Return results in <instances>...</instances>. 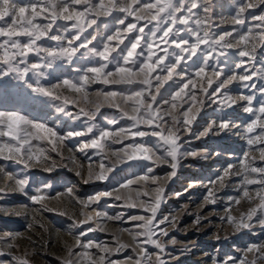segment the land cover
<instances>
[{
  "label": "rangeland",
  "instance_id": "374dc122",
  "mask_svg": "<svg viewBox=\"0 0 264 264\" xmlns=\"http://www.w3.org/2000/svg\"><path fill=\"white\" fill-rule=\"evenodd\" d=\"M18 2L27 4L30 0H18ZM152 2L155 3V0ZM241 2L242 0H208L211 7L210 32L213 34L232 32L233 36L226 39L236 46L222 49L226 55H217L206 44H201L197 55L182 61L175 69L172 79L164 82L159 89L158 103L153 107L172 111V115L178 116L181 121L179 125H175L179 137L175 169L171 167V157L163 152V148L169 146L160 141L159 137H125L119 133L121 128L136 131L135 128H131L133 121L124 116L125 111L129 115L134 114L131 111L133 101L125 103L120 97H116V101L120 104L118 109L115 106L109 107L103 96L95 95L97 92L106 91L130 92L145 87L143 84L89 82L85 86L86 92L81 93L61 87L55 90V93L61 96V99L57 100L32 91L37 87V77L31 73L23 79H17L14 73L0 76V111L18 112L33 123L44 124L56 131L58 136H67L70 131L86 133L63 141L53 138L52 144L46 139L33 140L32 144L42 148L47 159L41 157L39 163L33 161L29 168L17 164L14 160L0 159V169H3L0 171V264H21L22 261H26V264H100L98 257L101 255L106 256L104 264H108L109 261L112 264H135V260L142 256V248L151 256L150 261L145 257V264H156L157 256L164 264H225V262L242 264L243 261L251 264L259 254L247 250L253 245L264 244V227H261L256 217H253L250 222L252 227L237 230L228 222V217L238 220L242 214H246L251 207L256 206L259 203L256 192L262 187L259 184L245 185L242 178L245 175L246 165L264 167V159L261 158L260 153V149L264 148V142L255 140L257 135L264 132V127L260 126L264 123V114L259 112V109L264 107V71H262L264 43L259 42L261 29L256 27L261 22L255 19L264 15V4L259 3V0H243L245 3H256L257 6L247 8L242 14L245 23L236 25L231 18L236 15L237 7ZM199 3L203 5L205 0H199ZM151 11L155 12V9ZM198 15H204L202 8L198 11ZM117 17L124 19L125 24L120 25ZM71 23L73 22L58 21L59 25L70 26ZM128 23H137V28L143 27L144 31L142 33L135 29L123 31ZM155 24V21L149 23L148 18L137 22L133 16L114 12L112 16L101 17L98 21L99 26L88 28L83 33L82 39H91L95 36L93 45L101 50L106 42L112 47L118 44L119 46L111 53V56H117L118 53L127 55L131 43L140 37L138 47L134 50L136 55L130 59L139 62L149 51L154 53L153 59L156 56L165 57L164 63L156 66V72L152 74L155 76L168 63L175 62L172 53H180V49L175 44L163 42L162 31L157 32L155 37L152 36ZM177 27L184 28L183 25ZM192 27L195 28V25L193 24ZM117 29L121 30L120 38L109 41L108 36L114 35ZM249 30H251L250 40L252 37L256 40L254 53L251 42L236 43L239 35L248 34ZM200 34L203 35V31ZM180 36L187 39L189 44L195 42L194 37L184 31ZM171 39L179 40V37H171ZM153 41V47L148 49L147 44ZM41 43L55 45L56 42L41 41ZM64 43L66 45L67 41ZM181 47L187 48L188 45L181 44ZM165 48L168 49V55L164 52ZM239 49L252 53L255 60L250 59L249 56L240 57L237 54ZM180 55L187 57L188 53H180ZM30 60L38 61V57L34 54L30 55ZM241 61H243L241 67L237 68L236 64ZM96 63L103 61H99V57L91 59L82 57L80 53H77L71 62L64 59L57 60L51 68L44 69L45 76L39 78V86L50 87L64 79H78L84 69ZM20 67L22 68L23 65ZM201 67H205V73L197 77L195 73ZM214 69L222 70L220 80L231 77L234 73L243 75L255 73L251 80L236 79L226 89H222L236 100L231 107H224L218 102L219 94L210 96L202 91L206 89L207 93H212L220 82L213 75ZM162 75H167V72ZM189 78L192 83L184 89V93L194 94L196 100L182 93L175 101L177 109L171 110L172 96L188 82ZM112 79L114 78L109 77V80ZM133 79L143 80V76ZM209 79L213 81L211 86L208 85ZM152 83L155 85L159 82L153 80ZM151 91L155 93L156 90L153 87ZM65 97L71 102L65 104L63 102ZM240 97H251V105ZM145 99H148L147 94ZM166 100L169 104L164 103ZM213 100L217 102L213 103ZM200 101L203 103L201 104ZM97 103L100 107L94 119L88 120L83 115L75 119V114L80 108L95 111ZM190 106L189 117L194 118L190 119L188 125H184L182 113ZM245 107H251L253 111L247 112L244 110ZM165 119L168 120L167 125L158 121L163 128L172 125V120L168 116H165ZM111 121L115 123H110ZM253 121H256L257 126L252 133H248L247 128ZM221 123L229 127L220 129ZM93 125V132L87 133V128ZM210 125L211 129H209ZM139 127L141 130H149L144 124H140ZM185 128L189 130L185 131ZM4 130L7 131V128L4 127ZM101 130L116 132L118 135L101 141L108 145L103 151L91 147L84 148L83 145L94 136H98ZM206 130H208L207 134L203 135ZM249 138L254 141L251 145L248 143ZM116 140H122V143L114 142ZM133 140L152 149L155 155L149 153L151 159L148 160L128 159L121 150L126 149ZM4 141L15 143L10 137H0V142ZM33 151L35 152V147ZM4 154L7 155V152ZM121 156L124 157L123 163L118 162V157ZM101 163L113 169L107 173L108 178L103 181L90 178V166L93 172L98 173ZM149 168L152 169L151 172L148 171ZM173 171L175 175H172ZM247 174L250 177L257 175ZM139 176L150 178L137 180ZM17 177L28 181L23 190H20L15 183ZM220 177L223 179H219ZM129 180H136V183L121 187L127 185ZM157 188L163 191L159 193V207L153 223L165 217L176 218L173 224L159 225L160 228L167 229V236L158 230L153 236V239H159L163 244V252L147 243L145 235H136L145 231L137 225L146 221L131 219L133 216L152 215L151 210L146 212L144 208L148 204L157 202L158 194L154 191ZM244 188L249 190V197H244ZM210 191L211 196H209ZM38 192L49 198L33 203L31 197ZM101 192L110 195L100 196L97 201L89 202V197L97 196ZM237 199L240 200L239 204L235 202ZM85 203H88V207H85ZM129 204L134 206H127ZM97 212L101 213V216L97 217ZM89 216L92 219L86 221ZM77 236L82 243L91 241L100 247L82 249L77 245ZM121 244L126 247L119 248ZM101 248L107 249V252L101 251ZM257 264L261 262L257 261Z\"/></svg>",
  "mask_w": 264,
  "mask_h": 264
},
{
  "label": "snow or ice",
  "instance_id": "6c2138e0",
  "mask_svg": "<svg viewBox=\"0 0 264 264\" xmlns=\"http://www.w3.org/2000/svg\"><path fill=\"white\" fill-rule=\"evenodd\" d=\"M259 3L264 4V0H259ZM76 5L81 6L80 8L75 7ZM257 4L253 2L245 3L242 2L238 5L236 10V15L231 18L232 22L236 25H243L245 20L243 19V13L247 8L256 7ZM202 8L204 15H198V11ZM155 9V12L151 11ZM143 10V11H141ZM197 10V11H194ZM114 12L125 13L127 16H133L137 22L141 19L148 18V22L151 23L155 21V28L152 31V36L155 37L157 32L162 31V37L164 43L175 44L177 48L180 49V53L187 52V57L180 55V53H172L175 57L174 63H168L165 68H161L155 76L152 74L156 72V66L164 63L165 57L156 56L153 59L154 53L148 52L147 56L137 62L136 59H130L134 57V50L138 47L139 40L138 37L135 42L131 43V48L127 49V55L117 54V56H111V53L115 51V47L109 45V43H104L103 48L98 49L93 45V40L96 39L92 36L91 39H82V35L87 31L88 28H93V26L98 27V21L101 17L112 16ZM137 13H140L137 15ZM211 7L208 0L201 5L199 0H30L27 4H21L18 0H0V76H7L10 73H14L17 79H23L31 73L33 76L37 77V87L33 88L32 91L43 96H49L53 99L60 100L61 96L55 93L56 89L61 87L70 90L75 93L86 92V85L89 82L92 83H102V84H127L132 85L134 83L143 84L138 90L134 89L130 92L125 91H106L97 92L95 95L97 97L103 96L104 100L108 102L109 107H117L120 109V104L116 101V97H120L125 103L128 101H133L131 106V111L133 115H129L128 112H124V116L127 119L133 121L131 128H135L136 131H131V129H119V133H122L125 137H146V136H156L159 137L160 141H163L165 145L169 147L163 148V152L166 156L171 157V167L173 169L177 166V152L178 145V128L175 125L181 123L180 119L176 115H172V111L162 109L160 107L154 108L153 105L157 104V95H159V89L163 86L164 82L172 79L175 69L180 65L182 61L186 58L191 59V57L197 55V51L201 44H206L213 52L217 55H226L222 49L233 48L236 45L230 40L226 39L232 37V32H224L223 34H213L210 32V20H211ZM163 14V15H162ZM120 25L125 24V20L119 17L116 18ZM261 23L256 25L257 28L261 29L259 33V42L264 43V15L255 17ZM58 21H71V25H59ZM195 25V28L192 25ZM167 25V27H163ZM178 25H183L184 28L177 27ZM137 30L143 32L144 28H137V23H128L126 28L123 30L125 32ZM184 31L189 36L194 37V43L189 44V41L180 33ZM203 31V35L200 32ZM171 34V36H170ZM121 36V30L117 29L114 35H109L108 40L119 39ZM179 37V40L171 39V37ZM251 30L248 34H240L237 40V44H244L246 42L252 43V53L255 52L256 40L254 37L251 38ZM20 38H24L23 40ZM41 41H54L55 45H48L47 43H41ZM64 41H67L66 45ZM79 42V43H77ZM122 42V40L120 41ZM153 43H148L147 48L151 49ZM181 44L188 45L187 48L181 47ZM89 45H93L91 48ZM84 49V52L80 50ZM221 49V51H217ZM123 51V50H122ZM164 52L166 55L169 54L168 49L165 48ZM80 53L82 57L94 58L99 57V61L103 63H96L93 66H89L84 69L83 73L79 75L78 79L69 80L64 79L50 87L39 86V78L45 76L44 69L51 68L55 61L57 60H67L72 61L73 57ZM245 49H239L238 55L240 57L249 56L250 59L255 60V56ZM35 55L38 57V61L30 60V55ZM119 57V58H118ZM122 61V62H121ZM113 62L114 65H113ZM243 61L236 64L237 68L241 67ZM20 65H23L21 68ZM113 65V67H110ZM205 65L207 66V60H205ZM167 72V75H162V73ZM247 71V70H245ZM264 71V69H262ZM92 74L91 76L89 74ZM205 73V67L199 68L195 73L197 77L202 76ZM222 70L214 69L213 75L220 82L217 84L216 88L213 89L212 93H207L206 89L202 91L206 95L216 96L219 94L218 102L224 107H231L236 103L232 97L228 96L222 89H226L233 80L239 79L241 81L251 80L255 73L243 75V74H233L231 77L220 80L222 76ZM179 75V73H177ZM143 76V80H135L134 77ZM109 77L114 79L109 80ZM156 80L159 83L153 85L152 81ZM192 81L189 78L188 82L185 83L179 91L175 92L172 96V103L170 104L171 110L177 109V104L175 101L181 97L184 93V89L189 87ZM213 83L212 79L208 80V85L211 86ZM251 86V85H249ZM155 88V93H152V88ZM146 94L148 99H145ZM189 95L192 100H196V96L191 93H184ZM240 99L247 100L248 104L251 105V97H240ZM63 102L65 104L70 103L66 97ZM216 103L217 100H213ZM165 104H169V101H164ZM202 104L203 101H200ZM100 105L97 103L95 106V111H87L84 108H80L79 112L75 114V119H79L81 115L92 120L95 118L97 112H99ZM245 111L252 112L251 107H245ZM191 111V106L185 110L182 115L184 117L183 124L188 125L190 119L194 117H189V112ZM261 114H264V107L259 109ZM163 113V115H161ZM71 115V114H69ZM168 116L172 120V125L167 128L161 127L158 121H162L165 125L168 124V120L165 119ZM259 119V118H258ZM110 123H115L111 121ZM146 125L149 130H141L139 125ZM257 126L256 121H253L247 128L248 133H252L254 128ZM264 127V123L260 125ZM7 128V131L4 130ZM93 126L87 128V133L93 132ZM211 125L209 129H211ZM229 125L221 123L219 125L220 129H225ZM159 129V130H157ZM189 129L185 128V131ZM202 133L203 135L207 134ZM86 133L83 131H70L67 136H58L57 132L44 124L33 123L26 116L18 112H5L0 111V137H10L15 143H9L7 141L0 142V159L4 160H14L17 164H22L25 168L31 167V162L35 161L39 163V158L47 159L44 154V150L38 146L32 144L33 140L42 141L47 140L49 144L53 143V138L63 141L72 136H83ZM118 134L116 132H109L101 130L98 136H94L89 142L83 145L84 148H95L103 151L108 147L107 144L101 143V141L106 140L109 137H115ZM264 132H261L255 137L258 142H264ZM114 142L122 143V140H116ZM253 139L249 138L248 143L253 144ZM35 147V152L33 148ZM130 151H127V150ZM126 149H122L125 156L128 159L135 160H148L151 159L152 155L155 153L152 149L145 147L143 143L137 142L135 140L126 146ZM53 150H55L53 148ZM7 152V155L4 153ZM261 158L264 159V148L260 149ZM195 155V153H190ZM161 159L162 157H156ZM118 162L123 163L124 157H118ZM100 171L93 172L90 166L89 176L94 177L97 180H106L107 173L111 172L113 169L111 166H105L103 163L99 165ZM3 171V169H0ZM149 172L152 171L151 168L148 169ZM247 173L257 174L250 177ZM79 174V173H78ZM226 174L227 171H226ZM11 175V174H9ZM172 175H175L173 171ZM150 177L139 176L137 180H146ZM154 181V178H152ZM219 179H223L220 177ZM242 182L245 185L259 184L262 187L257 190L256 196L259 198V203L251 207L246 214H242L240 218L234 219L233 217H228V222L233 224L237 230L252 227L251 221L253 217H256L261 225L264 227V167H257L252 165L245 166V175H243ZM15 183L20 190H23L28 184V181L23 178L17 177ZM136 180H129L127 185H121V187H128L129 185L135 184ZM157 195V202L155 204H148L144 211L151 210L152 215L149 217L145 216H133V220H144L146 223L137 225L138 228H142L145 231L143 233H137L136 235H145L146 242L153 245L154 247L160 249L161 252L164 251L163 244L159 239H153V236L158 230L164 236H167V229L160 228V224H173L176 220L175 217L169 219L165 217L164 219L153 223L156 219V212L159 207L160 196L163 190L160 188L154 189ZM110 195V193L101 192L97 196L89 197V202L97 201L100 196ZM140 195V193H138ZM211 191L209 196H211ZM244 197H249V190L244 188ZM41 192H38L31 199L33 203H38L42 200L48 199ZM120 199V197H117ZM212 202V201H210ZM237 204L240 200L235 201ZM129 207L134 206L133 204L127 205ZM85 207H88V203H85ZM97 217L101 216V213H96ZM108 219H113L112 217H107ZM92 218L89 216L86 221H90ZM85 221V222H86ZM198 222V221H197ZM95 230V229H92ZM77 245L82 249H89L92 247H100L99 245L93 244L91 241L87 243H82L80 237L76 238ZM126 245L121 244L119 248H124ZM119 248L117 251H119ZM101 251L107 252V249L101 248ZM250 253H258L252 261L251 264H257L260 261L264 264V244L253 245L247 250ZM142 256L135 260V264H145V257L150 261L151 256L145 249H141ZM75 255L76 253H70ZM100 264H104L106 260L105 255L98 257ZM21 264H26V261H22ZM108 264H112L111 261ZM156 264H164L157 256ZM227 264V262H225ZM242 264H247V261H243Z\"/></svg>",
  "mask_w": 264,
  "mask_h": 264
},
{
  "label": "bare ground",
  "instance_id": "6f19581e",
  "mask_svg": "<svg viewBox=\"0 0 264 264\" xmlns=\"http://www.w3.org/2000/svg\"><path fill=\"white\" fill-rule=\"evenodd\" d=\"M102 97V96H101Z\"/></svg>",
  "mask_w": 264,
  "mask_h": 264
}]
</instances>
